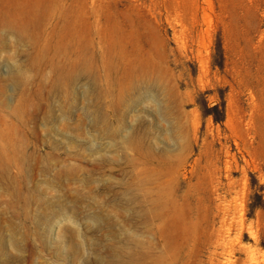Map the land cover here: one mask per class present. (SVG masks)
<instances>
[{"label": "rangeland", "instance_id": "obj_1", "mask_svg": "<svg viewBox=\"0 0 264 264\" xmlns=\"http://www.w3.org/2000/svg\"><path fill=\"white\" fill-rule=\"evenodd\" d=\"M0 264H264V0H0Z\"/></svg>", "mask_w": 264, "mask_h": 264}]
</instances>
